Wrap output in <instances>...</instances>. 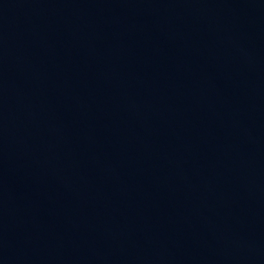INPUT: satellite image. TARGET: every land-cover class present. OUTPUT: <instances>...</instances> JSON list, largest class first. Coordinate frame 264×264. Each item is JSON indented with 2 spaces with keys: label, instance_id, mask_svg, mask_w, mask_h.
I'll return each mask as SVG.
<instances>
[{
  "label": "water",
  "instance_id": "water-1",
  "mask_svg": "<svg viewBox=\"0 0 264 264\" xmlns=\"http://www.w3.org/2000/svg\"><path fill=\"white\" fill-rule=\"evenodd\" d=\"M0 264H264V0H0Z\"/></svg>",
  "mask_w": 264,
  "mask_h": 264
}]
</instances>
